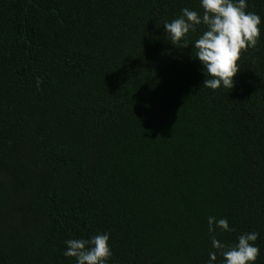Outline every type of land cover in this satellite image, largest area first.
Here are the masks:
<instances>
[{"label": "trees", "instance_id": "obj_1", "mask_svg": "<svg viewBox=\"0 0 264 264\" xmlns=\"http://www.w3.org/2000/svg\"><path fill=\"white\" fill-rule=\"evenodd\" d=\"M185 7L202 12L0 0V264H75L63 242L100 232L109 264H205L209 215L226 244L259 233L264 264V23L213 91L192 45L166 39ZM247 11L264 21V0Z\"/></svg>", "mask_w": 264, "mask_h": 264}, {"label": "clouds", "instance_id": "obj_2", "mask_svg": "<svg viewBox=\"0 0 264 264\" xmlns=\"http://www.w3.org/2000/svg\"><path fill=\"white\" fill-rule=\"evenodd\" d=\"M199 6L202 12L185 7L177 18L165 21L166 39L178 47L192 45L194 58L200 61L205 76L202 87L231 90L240 71L242 53L257 46L264 21L257 13L247 11V0H199ZM201 27L198 38L190 43V34ZM40 82L38 77L36 85ZM207 230L211 234V250L205 264H218V257L219 264H256L260 249L255 242L259 233L244 232L236 236L234 243L226 244L217 238V230L231 233L234 228L226 217L213 215L207 217ZM63 243V255L73 258L75 264H109L113 256L108 232L71 238Z\"/></svg>", "mask_w": 264, "mask_h": 264}]
</instances>
